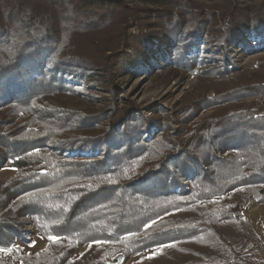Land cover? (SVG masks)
<instances>
[{"label": "trees", "instance_id": "trees-1", "mask_svg": "<svg viewBox=\"0 0 264 264\" xmlns=\"http://www.w3.org/2000/svg\"><path fill=\"white\" fill-rule=\"evenodd\" d=\"M141 1L0 0V264H264L239 210L264 205V74L235 64L264 47V0ZM122 70L206 84L148 117ZM30 221L48 245L23 254Z\"/></svg>", "mask_w": 264, "mask_h": 264}, {"label": "rangeland", "instance_id": "rangeland-1", "mask_svg": "<svg viewBox=\"0 0 264 264\" xmlns=\"http://www.w3.org/2000/svg\"><path fill=\"white\" fill-rule=\"evenodd\" d=\"M127 1L131 6L145 5L141 0ZM160 46L167 50V48L171 47V43L168 40H164L160 43ZM169 54L171 55L172 52L169 51ZM235 64L238 68L236 76H240L243 72L249 75L264 74V47L246 50L243 53L237 54L235 56ZM199 70L200 69H198V71ZM105 81H107V79ZM114 83L117 91L116 97L120 102V106H126L130 102H133V104L139 107L141 112L148 117H153L161 111H168L169 113L175 112L182 104L198 96L202 91V85L206 84L200 81L196 73L168 75L162 71H154L152 74H134L131 71L125 70H122L121 73H117ZM108 84L109 83L105 82L104 88L102 89L95 88V92L109 98L111 93L108 89ZM106 104H108V101L102 98L79 97L74 101L73 105L70 106L73 109L102 110L106 107ZM208 116L209 113L201 115L200 121ZM183 129L184 128L180 124L175 127V131L173 132L179 133L182 132ZM154 134L155 132H152L149 133L148 136L150 137ZM15 173L16 169L8 164L0 165V183L13 177ZM186 184H189V182L187 181ZM239 210L247 216L260 236L263 243V250L260 251V254L264 256V205H258L252 200H248ZM26 231L28 233V241L19 242L23 254L38 253L46 248L48 241L36 233L32 221L28 223ZM87 248L88 247H82L80 252H83ZM152 254H154V251L138 255L127 264L138 261L142 256H150Z\"/></svg>", "mask_w": 264, "mask_h": 264}, {"label": "snow or ice", "instance_id": "snow-or-ice-1", "mask_svg": "<svg viewBox=\"0 0 264 264\" xmlns=\"http://www.w3.org/2000/svg\"><path fill=\"white\" fill-rule=\"evenodd\" d=\"M49 239L56 241L58 237H49ZM0 251H8L7 249H0Z\"/></svg>", "mask_w": 264, "mask_h": 264}]
</instances>
